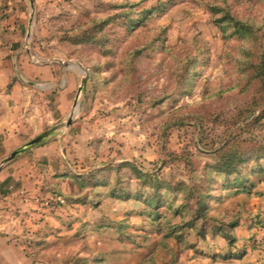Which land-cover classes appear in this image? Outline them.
<instances>
[{
	"label": "rangeland",
	"instance_id": "1",
	"mask_svg": "<svg viewBox=\"0 0 264 264\" xmlns=\"http://www.w3.org/2000/svg\"><path fill=\"white\" fill-rule=\"evenodd\" d=\"M24 64L82 76L0 148V264H264V0H0L3 92Z\"/></svg>",
	"mask_w": 264,
	"mask_h": 264
},
{
	"label": "crops",
	"instance_id": "2",
	"mask_svg": "<svg viewBox=\"0 0 264 264\" xmlns=\"http://www.w3.org/2000/svg\"><path fill=\"white\" fill-rule=\"evenodd\" d=\"M22 69L29 84L28 88L16 82L9 92H3L2 89L10 76L7 74L5 80L0 79V148L4 153L39 133L53 118L57 119L55 112H58V109L66 110L70 106L76 84L82 76L75 65L68 70H61L58 65L53 64L42 66L24 64ZM32 80L37 82L34 87H31ZM37 102L40 104L37 105ZM26 106L30 107V112L23 113V107ZM24 156L29 160L32 157H35L34 160H58V131L43 144L30 148ZM14 175H19V172ZM33 190L34 188L25 191L31 199L22 204L24 209L33 207L35 203L32 201ZM21 192L24 193L22 190ZM11 197L9 196L11 200L18 199L16 194Z\"/></svg>",
	"mask_w": 264,
	"mask_h": 264
},
{
	"label": "water",
	"instance_id": "3",
	"mask_svg": "<svg viewBox=\"0 0 264 264\" xmlns=\"http://www.w3.org/2000/svg\"><path fill=\"white\" fill-rule=\"evenodd\" d=\"M68 124H70V120L68 122ZM52 133V131H47L39 136H37L36 138H34L33 140L29 141L24 147H22L19 150H16L14 152H12L4 161L3 164L8 163L9 161L13 160L21 151L29 148V147H34L38 144H40L43 140H45L47 137L50 136V134Z\"/></svg>",
	"mask_w": 264,
	"mask_h": 264
},
{
	"label": "trees",
	"instance_id": "4",
	"mask_svg": "<svg viewBox=\"0 0 264 264\" xmlns=\"http://www.w3.org/2000/svg\"><path fill=\"white\" fill-rule=\"evenodd\" d=\"M241 27V26H240ZM256 80L259 79L260 81L263 79V76L259 75L256 76ZM234 147L232 146H229V143L228 144H225L221 149H220V153H222V155L225 156L227 162L229 161L230 162H234L233 160H242V157H240V155L238 154V151L235 152V153H232L231 150H233ZM232 160V161H231ZM231 164H227L226 167L230 166ZM233 240V239H232Z\"/></svg>",
	"mask_w": 264,
	"mask_h": 264
}]
</instances>
